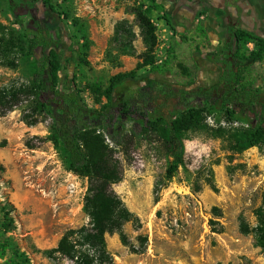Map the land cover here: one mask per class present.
I'll return each mask as SVG.
<instances>
[{
  "label": "rangeland",
  "instance_id": "obj_1",
  "mask_svg": "<svg viewBox=\"0 0 264 264\" xmlns=\"http://www.w3.org/2000/svg\"><path fill=\"white\" fill-rule=\"evenodd\" d=\"M155 1L164 7L175 35L150 0L18 4L36 7L35 17L60 41L56 88L75 89L86 107L99 109L106 102L102 93L109 79L118 73L134 70L137 78L130 85L135 87L149 79L184 89L218 82L222 68L213 59L222 51L225 28L220 25L225 21L216 9L209 0ZM257 1L248 11L255 19L252 29L264 35V0ZM8 3L0 0V33L18 40L32 18L21 10L16 24ZM137 8L148 9L155 26L151 66L143 62L147 48L133 14ZM122 20L135 33L132 55H123L113 42L115 25ZM253 49V43L246 44L247 51ZM15 59V68L0 66V88L30 83L32 59ZM240 75L264 94V59L246 61ZM33 107L30 96L19 94L17 106L0 115V242L11 243L0 264H6L15 249L26 253L28 264H55L41 252L56 247L66 230L89 222L83 210L88 179L67 169L50 141L51 120ZM26 119L37 123L28 126ZM204 124L213 129L238 126L223 119L216 124L213 116H205ZM138 132H127L118 147L106 140L121 171V181L111 188L133 215L123 226L126 246L118 234L106 236L114 264H264V250L238 229L240 217L255 225L253 212L264 189V147L236 153L226 139L192 129L184 137L183 164L167 179L166 145L149 130Z\"/></svg>",
  "mask_w": 264,
  "mask_h": 264
},
{
  "label": "trees",
  "instance_id": "obj_2",
  "mask_svg": "<svg viewBox=\"0 0 264 264\" xmlns=\"http://www.w3.org/2000/svg\"><path fill=\"white\" fill-rule=\"evenodd\" d=\"M18 1L9 0L8 3L16 24L20 14L16 12L20 5ZM150 2L175 35L164 7L155 0ZM49 9L53 10V7L49 5ZM31 10V25L18 40L0 33V66L15 68L16 55V58L32 59L33 70L28 86L0 88V115L17 106L19 94L30 96L33 111L51 120L50 141L67 169L88 179L83 205L88 224L66 230L56 247L43 250L41 254L47 260L55 264H114L107 249L106 236L116 233L123 245L128 244L123 226L132 221L133 215L111 188L121 181V171L118 161L111 157L106 140L118 147L127 132L138 135L140 129L155 133L166 145L167 179L173 178L183 164L184 137L192 129L208 131L215 138L226 139L236 153L264 147V94L258 93L240 75L246 61L256 63L264 59V37L245 29L228 28L222 51L213 59L221 66L222 73L218 82L208 88L194 86L184 89L151 79L144 86L135 87L130 85L137 78L132 70L112 76L102 93L106 102L99 109H89L75 89L63 92L56 88L60 41L52 38L50 30L35 17L36 7ZM148 13V9L141 8L133 12L147 48L144 66L153 64L149 54L156 44L155 26ZM72 22L77 26V19L73 18ZM81 37L86 40L84 32ZM134 39L135 33L127 21L115 25L113 42L123 55L133 54ZM250 42L254 49L247 51L246 44ZM205 116H213L216 124L223 119L238 126L208 128L204 124ZM36 123L35 119L26 121L28 126ZM253 215L254 226L240 217L239 233L251 236L254 247L264 250V189ZM6 228L5 225L3 229ZM10 247L8 240L0 242L1 259ZM11 252L13 257L7 259L6 264L29 263L26 253L17 249Z\"/></svg>",
  "mask_w": 264,
  "mask_h": 264
},
{
  "label": "crops",
  "instance_id": "obj_3",
  "mask_svg": "<svg viewBox=\"0 0 264 264\" xmlns=\"http://www.w3.org/2000/svg\"><path fill=\"white\" fill-rule=\"evenodd\" d=\"M257 0H209L207 4H210V6L214 7L216 10H213L215 13L219 15V18L221 19L222 14L224 15L223 20L225 21V24H221L220 27L225 28V34L223 36L222 41V48L224 44V38L227 34L228 28L235 27V28H241L245 29L249 32L261 34L263 37L264 35L262 33H259L252 29L253 17H250V13L248 11L249 5L253 6ZM212 7V8H213ZM212 19L217 22L220 21L217 18L212 17ZM213 21V22H214Z\"/></svg>",
  "mask_w": 264,
  "mask_h": 264
},
{
  "label": "flooded vegetation",
  "instance_id": "obj_4",
  "mask_svg": "<svg viewBox=\"0 0 264 264\" xmlns=\"http://www.w3.org/2000/svg\"><path fill=\"white\" fill-rule=\"evenodd\" d=\"M16 9H17V10H16L17 13H18V12H21V10L27 12L28 14L32 13V10L28 7L27 4H24V3H20L19 7H17ZM30 11H31V12H30ZM221 17L223 18L224 15L222 14Z\"/></svg>",
  "mask_w": 264,
  "mask_h": 264
},
{
  "label": "water",
  "instance_id": "obj_5",
  "mask_svg": "<svg viewBox=\"0 0 264 264\" xmlns=\"http://www.w3.org/2000/svg\"><path fill=\"white\" fill-rule=\"evenodd\" d=\"M255 35L258 36V37H263L261 34H257V33H256Z\"/></svg>",
  "mask_w": 264,
  "mask_h": 264
},
{
  "label": "built area",
  "instance_id": "obj_6",
  "mask_svg": "<svg viewBox=\"0 0 264 264\" xmlns=\"http://www.w3.org/2000/svg\"><path fill=\"white\" fill-rule=\"evenodd\" d=\"M70 186H71V188H74V185L73 184H71Z\"/></svg>",
  "mask_w": 264,
  "mask_h": 264
}]
</instances>
